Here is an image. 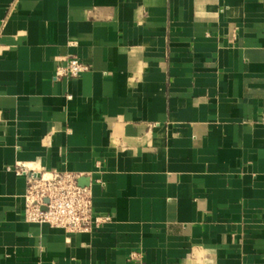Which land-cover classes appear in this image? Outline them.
<instances>
[{
  "label": "crops",
  "instance_id": "1",
  "mask_svg": "<svg viewBox=\"0 0 264 264\" xmlns=\"http://www.w3.org/2000/svg\"><path fill=\"white\" fill-rule=\"evenodd\" d=\"M19 164L109 220L26 221ZM0 264H264V0H0Z\"/></svg>",
  "mask_w": 264,
  "mask_h": 264
},
{
  "label": "built area",
  "instance_id": "2",
  "mask_svg": "<svg viewBox=\"0 0 264 264\" xmlns=\"http://www.w3.org/2000/svg\"><path fill=\"white\" fill-rule=\"evenodd\" d=\"M86 70L88 66L76 56H66L64 63L56 66L53 78H75ZM14 172L23 175L26 182L23 195L26 221L45 223L67 232H89L109 220L106 214L93 213L90 188L78 183V174L54 171L36 177L33 170L23 164L15 165Z\"/></svg>",
  "mask_w": 264,
  "mask_h": 264
},
{
  "label": "water",
  "instance_id": "3",
  "mask_svg": "<svg viewBox=\"0 0 264 264\" xmlns=\"http://www.w3.org/2000/svg\"><path fill=\"white\" fill-rule=\"evenodd\" d=\"M33 176H36V177H38L39 176V174L37 173V174H33ZM78 183L80 184V180H78ZM80 185H84V184H80Z\"/></svg>",
  "mask_w": 264,
  "mask_h": 264
}]
</instances>
